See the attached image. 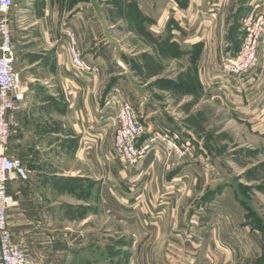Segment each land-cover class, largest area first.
<instances>
[{
    "label": "crops",
    "instance_id": "crops-1",
    "mask_svg": "<svg viewBox=\"0 0 264 264\" xmlns=\"http://www.w3.org/2000/svg\"><path fill=\"white\" fill-rule=\"evenodd\" d=\"M209 1L98 0L110 34L120 43L119 62L89 0H21L14 4L8 18L16 45L15 68L26 92L19 109L9 117L7 155L21 162L28 178L13 176L7 184L15 203L9 211V227L12 240L31 259L62 258L72 250L75 221L84 224L92 218L103 219L109 214L106 203L122 201V209L138 211L146 225L167 234L168 264L252 263L261 256L260 231L249 228V217H264L263 160L213 162L200 141L198 148L191 144L190 155L184 159L151 154L135 170L111 157L116 121L115 112L105 109V99L126 77L133 108L150 131L172 123L164 106L173 101H166L165 94L183 109L191 105L193 112L199 106L191 95L177 98L170 89L157 90L155 81L166 68L163 63L162 70L149 66V60L156 59L157 47L143 44V32L157 46L180 53L177 58L163 59L164 63H187L186 70L181 66L166 70L172 71L170 79L176 78L175 84L179 74L189 73L207 102L218 103L227 112L224 126L215 127V134L230 132L238 123L235 134L229 135L255 140L256 148L264 153V65L242 81L232 79L220 91L207 89L220 75L222 51H234L230 25L237 22L239 26L252 6L264 0H243L237 18L230 17L226 24L216 14L225 10L228 0H219L216 14L205 19L206 9L213 13ZM64 25L77 36L83 59L98 66L95 77L83 78L72 70ZM186 54L192 57L191 67ZM175 84L168 83V87ZM179 87L177 83L173 89ZM225 92L232 96L227 103ZM237 152L255 153L251 149ZM190 186L191 191L187 190ZM207 188L209 195L204 199ZM191 196L192 210L184 207ZM253 197L260 202L257 207Z\"/></svg>",
    "mask_w": 264,
    "mask_h": 264
},
{
    "label": "rangeland",
    "instance_id": "rangeland-1",
    "mask_svg": "<svg viewBox=\"0 0 264 264\" xmlns=\"http://www.w3.org/2000/svg\"><path fill=\"white\" fill-rule=\"evenodd\" d=\"M20 1L21 0H14V4H17ZM217 1L219 0H210V6L212 3ZM242 1L243 0H228L225 10L223 12H220V10V13L218 12L217 14L215 13L216 16H221L223 23L225 24L228 20H230V17L232 20L233 18H237L239 13L237 9L241 7L240 5L242 4ZM205 13V19H212V16L215 15L214 12H208L207 9ZM230 22L233 23V21ZM135 27L139 28L138 25ZM230 27V41H233V38H235V40L239 41L240 43L239 35L241 34V23L238 26L236 22V26L230 25ZM65 28L66 26L64 25V27H62L63 34L65 32ZM141 35L143 44L156 45L157 47L156 52L158 53V56L154 51L156 59L149 60V66L156 67L153 69L161 68L162 70L163 66L161 64L163 63L164 67L166 68L163 73L161 72L158 75L160 78H157L155 81L154 86L157 88V90L170 89L169 92L174 96H177V98L191 95L194 97L195 103L199 100V103L197 104L199 106L195 107V110L192 112L191 109L193 107L191 105L183 109L184 107H179L177 104H175L174 98L170 94H165L166 101H173L170 105L166 103L164 106L165 108H168L166 112L171 116L170 119L173 123H169L167 129L180 131L184 138L189 139L190 143L197 148L200 146L198 144L200 141L204 147L208 149V154L211 158L210 161L213 162L223 163L229 160L236 161L238 163L244 162L246 160H249L250 162H255L258 160L264 161V153H262V149L256 148L258 147V144L255 140H240L229 135L230 132L232 135L235 134V128L237 129L238 126H240L238 123H234L235 127H232L231 130H229L230 132L215 134V127L224 126V120L227 117V112L220 104L207 102L206 97L197 88L196 79L193 78L189 73L185 72L184 74H179V80L175 84L176 78L175 80L170 79V77H173L172 71L166 72V70H168V68H174L176 70L180 66L186 70L185 67H187V63L185 62L179 65L174 63H164L163 59L177 58V56H180V53L178 54L175 49H168L163 45L161 46V44L157 46L156 40L154 41L150 36L145 35L144 32ZM187 39L190 40V42L192 41L190 37ZM238 46L239 45L236 43H232V46L230 47H232L235 51ZM232 48L226 49H230L232 51ZM232 52L229 50H226L225 52L222 51V56H220L219 60L220 66L223 62V59L227 57L226 55L231 54ZM262 54V51H260L258 56V65L260 68L262 65H264V59L261 58ZM186 57L188 65L191 67L192 57H188L187 54ZM109 60H111V63H113L110 54ZM127 60L128 58H123L125 64ZM148 63L147 65H143V67L148 66ZM190 70H192V68H188V71ZM119 71V68L116 67V82H118ZM175 74L176 73H174V75ZM168 83H174L175 86L168 87ZM177 83L181 85V87L176 89V91L173 88H176ZM119 88L122 94L124 93L123 96L133 103V100L129 96V81L127 77L124 79L122 86H119ZM185 126L192 129L195 132L196 137H193L191 134L189 135L185 131ZM230 149L233 150L231 151ZM236 149H251L255 153H236ZM231 152L233 154H231ZM230 174L234 176L235 171H231ZM192 189L193 187L191 186L187 188V190L190 191ZM209 190V188L205 190L206 196L204 199H206L207 195H209ZM192 199V196L187 198L186 202L184 203V207L192 210L195 206L193 202L192 204L190 203ZM121 204H124L123 201L116 202V204H111L110 202L106 203L105 208L109 214L103 216V219L92 218L84 224L75 221L73 226L72 250H67L66 253H63L61 255L62 258L54 260L49 257H38L35 260L40 264H168L167 258L169 257L168 253L170 251L166 250L164 244V242H166L165 237L167 234L157 230L155 227L146 225L138 211L129 208L122 209ZM252 204L257 207L260 202H257L256 198L253 197ZM249 222L250 229H259L260 231L259 235L263 241V250H261V256L256 259H252V263H250L251 261L247 262L246 260H241V263L232 262L233 264H264V217L261 218L260 214H258V216L252 214L249 217Z\"/></svg>",
    "mask_w": 264,
    "mask_h": 264
},
{
    "label": "built area",
    "instance_id": "built-area-1",
    "mask_svg": "<svg viewBox=\"0 0 264 264\" xmlns=\"http://www.w3.org/2000/svg\"><path fill=\"white\" fill-rule=\"evenodd\" d=\"M217 3L211 4V11L216 10ZM13 6L14 0H0V264H40L12 240L9 227V211L15 203L7 184L13 176L22 180L28 178L21 162L7 155L11 135L9 117L19 109L26 92L15 68L16 45L8 18ZM252 8V12L240 22L238 48L223 59L220 75L211 80L208 90L220 91L223 86H229L232 79L242 81L259 66L260 51L264 57V2L254 4ZM64 36L74 73L83 78L95 77L98 66L83 59L75 33L65 30ZM231 97L229 92H225L223 101L227 103ZM104 107L115 112L116 130L111 157L122 167L138 169L151 154H163L168 159H184L190 155L192 146L189 139L184 138L181 132L167 128L150 131L119 88H114L106 96ZM223 264L233 263L226 261Z\"/></svg>",
    "mask_w": 264,
    "mask_h": 264
},
{
    "label": "water",
    "instance_id": "water-1",
    "mask_svg": "<svg viewBox=\"0 0 264 264\" xmlns=\"http://www.w3.org/2000/svg\"><path fill=\"white\" fill-rule=\"evenodd\" d=\"M89 7L94 12L96 18L100 21V26L103 32V36L106 42L114 48L116 61L119 62L120 54H121L120 43L110 34V30L104 19L98 0H89Z\"/></svg>",
    "mask_w": 264,
    "mask_h": 264
},
{
    "label": "trees",
    "instance_id": "trees-1",
    "mask_svg": "<svg viewBox=\"0 0 264 264\" xmlns=\"http://www.w3.org/2000/svg\"><path fill=\"white\" fill-rule=\"evenodd\" d=\"M235 31V30H234ZM241 34L239 35V38H240ZM233 43H236L237 45H239V41H236L233 39Z\"/></svg>",
    "mask_w": 264,
    "mask_h": 264
}]
</instances>
